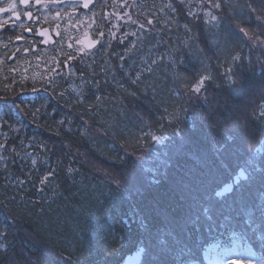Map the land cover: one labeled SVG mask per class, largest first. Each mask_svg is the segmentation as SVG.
<instances>
[{"label":"trees","instance_id":"trees-1","mask_svg":"<svg viewBox=\"0 0 264 264\" xmlns=\"http://www.w3.org/2000/svg\"><path fill=\"white\" fill-rule=\"evenodd\" d=\"M112 1L80 9L98 18L93 39L104 32L92 57L76 51L72 29L46 45L19 23L0 31V264H122L158 246L164 264L202 263L208 245L235 240L264 260V150L250 183L214 200L264 137V51L234 64L236 86L215 70L246 55L236 25L253 28L249 5L261 0H208L213 26L197 14L201 0H135L137 23L114 38ZM204 75L209 102L185 104ZM160 124L186 135L149 183L128 152L151 145Z\"/></svg>","mask_w":264,"mask_h":264},{"label":"rangeland","instance_id":"rangeland-1","mask_svg":"<svg viewBox=\"0 0 264 264\" xmlns=\"http://www.w3.org/2000/svg\"><path fill=\"white\" fill-rule=\"evenodd\" d=\"M6 1L9 0H4V3ZM134 1L135 0L112 1L113 7H110L108 16L110 26L107 28L110 33H115L116 35L119 32L120 28H125L127 27V24L129 25L130 23H134V25L137 23L136 17L133 13ZM13 2L17 5V7H20L18 5V0H13ZM121 5L124 6L122 7ZM80 9L81 7L79 4L74 2H66L65 0V2L57 3L55 5L49 4L47 7H44L43 4L31 6L29 11L34 16L35 25L39 27H45L49 29L51 33H59L58 37L60 36V33H67L66 30L68 31V29L74 30V33L69 36V39L75 44V49H77L76 51L81 52L80 49L84 48V51L81 53L84 54V56L92 57L94 51L86 50L84 44H77V40L84 41L85 38H92L93 41L101 40L102 37L99 36V32L96 39H93V37H91V31L94 28L93 24L98 20V18L96 14L92 13V11L82 13ZM199 10V14H201L200 17H202L204 20H209V23L205 25L213 26L214 24L218 23L219 19L217 21L210 20L211 16H216L217 18L218 16L214 10L210 9L208 0H201ZM57 11L60 12L59 16L56 15ZM124 13H128V15L125 16ZM205 13H208L209 15L206 16ZM8 14L11 15V13ZM260 15H262V19H264V14L260 13ZM4 19L7 21H11L9 17ZM254 21L256 25H254L253 28L249 29L250 33L254 31L257 34H260L261 39H264V23H262L261 21H257L256 18ZM258 25H260V27H258ZM147 27L153 28L154 24L147 25ZM86 33L87 35H85ZM244 43L245 47H243V49L245 50L246 55H244L245 57L243 56V58L241 54L239 55L241 56L242 60H246V64H249L252 60L257 58L258 52L264 51V48H254L251 41L247 40L246 38ZM96 45H98V43ZM241 63L242 62L232 63L231 68L234 69V64L241 65ZM224 65L225 63H220V65H218V68L215 69L216 72L218 71L221 75L228 72V70L226 69L222 71V67ZM209 81L210 80L205 81V87L204 89H202V92L199 96H197V94L190 93L189 91L183 92L184 103L188 104L189 106H193L196 105L198 101L202 103L203 100H205V102H209L210 97L208 99L207 95H205L208 86L207 83H209ZM217 106L218 102L216 101L215 107ZM209 120L211 119L208 118L206 122H209ZM161 125L162 124L158 125L157 129L151 127L152 129L149 132L151 137L152 135L159 137L158 141H153L151 138L153 143L146 149L128 152V155L131 157V159L133 158L132 160L136 161L135 164L138 167L141 165V170L145 174L146 180L149 183L157 182L158 179L161 178L160 175L165 171L163 163L166 161V157L168 156V154H172L174 153V151L176 152L178 150L179 145L181 146V144L184 142V136L186 135L184 129L182 130V128L177 127H175L173 133L168 134L164 131V128ZM178 129L182 130V135L177 134ZM151 140H149L150 143ZM263 150L264 137L262 136L254 151L240 165L233 177L224 186H222L221 189L216 191L214 200H230L236 186L240 185L242 188L246 184L250 183L251 179L253 178L252 175H254L259 168L258 162L261 158ZM179 151L180 149L177 152ZM75 153H77V151ZM77 154L82 153L78 152ZM229 186L232 190L224 191V189ZM218 192L222 193V195L218 196ZM237 192V199H240L242 197V192L241 190ZM216 202L217 201L213 203ZM212 208L214 207H210L208 209L210 210ZM162 251L164 252V250L159 246L157 248L149 250L148 252L140 251V254L137 257L131 258V264H164V261L159 258ZM39 264H50V262L47 261L45 263ZM201 264H264V260L257 257L253 249H251L250 245L241 240H235L228 247H222L219 243L210 245L204 253V263Z\"/></svg>","mask_w":264,"mask_h":264},{"label":"snow or ice","instance_id":"snow-or-ice-1","mask_svg":"<svg viewBox=\"0 0 264 264\" xmlns=\"http://www.w3.org/2000/svg\"><path fill=\"white\" fill-rule=\"evenodd\" d=\"M62 2H65V0H35V4L36 5L43 4L44 7H47L49 4L55 5L57 3H62ZM69 2H73V0H69ZM20 3L22 5L28 6L29 3H30V0H20ZM91 3H92V0H79V5L84 7V8H86V9L89 7V5ZM0 5H4V6H0V13H11L17 20L20 19L19 13L16 11L17 5L13 2V0H9V2L6 3V4L4 3V0H0ZM121 6L123 7L124 5H121ZM215 7L219 8L220 6L217 4V5H215ZM249 7L252 9V11L254 13L258 12V13L264 14V0H261V5L259 7H253L252 5H249ZM24 15L26 17H28L29 19L32 18V13L31 12H25ZM56 15L59 16L60 12L57 11ZM107 15L108 14H105V18H107ZM124 15L127 16L128 13H124ZM205 15L207 16L209 14L205 13ZM256 19H257V21H261L262 23H264V19H262V15H257ZM210 20L211 21H217L218 18L216 16H211ZM6 23H8L7 20L0 21V27H2V25L6 24ZM147 23H148V25H152L154 22H153V20L149 19L147 21ZM204 23L208 24L209 20H205ZM236 26H237V28L239 30V33H242L244 38H246L247 40L251 41L252 46L254 48H264V39H261L260 34H257L254 31L250 33L248 28L241 26L239 23ZM21 27H23V25H21ZM140 27L144 28V25H140ZM258 27H260V25H258ZM26 30L30 31V29H26ZM47 33H48L47 29L37 30V34L42 36V37H44V40L42 41L43 43H47L48 42L49 37H48ZM57 35H59V33H57ZM85 35H87V33ZM109 35L111 37H113V38L115 37V33H109ZM127 35H128V33H125V36H127ZM133 35H134V33H133ZM99 36L103 37L104 36V32L100 31L99 32ZM19 39H21V37H17V40H19ZM98 42L99 41L89 40L85 44L84 41L77 40V44H84V47L89 48V49L95 47V45ZM121 43H123V39H121ZM68 47L72 48V45L69 44ZM25 51L27 52L28 50L25 49ZM80 51L83 52L84 48H81ZM74 58L75 57L73 55L69 54L67 56V59L65 61L64 66L67 67L68 66L67 62L72 60V59H74ZM231 60H232L233 63L242 62V58H241V56L239 54L233 55L231 57ZM153 63H155V61H153ZM50 71L54 72L55 68L51 69ZM137 79H139V77H137ZM211 79H212V77L209 76V75L201 76L199 79H197L195 81V83H193L190 86V88H188V91L190 93L197 94V96H199L201 94V92H202V89H204V87H205V81H208V80H211ZM226 79H227L230 87H233V86L237 85V74L233 71V69L231 67H229V69H228V72L226 74ZM61 95H62V93H61ZM97 99H99V97H97ZM17 107H20V106L17 105ZM36 111L38 113L39 109H37ZM261 115L264 116V111L261 112ZM35 118H36V113H33V119H35ZM2 122H3V118L0 117V123H2ZM236 131L241 136L246 135L247 132H248L247 125L243 124V123H238L237 127H236ZM177 134L178 135H182L183 134L182 130L178 129L177 130ZM151 138H152L153 141H158L159 140V137H157L155 135H152ZM3 147H4V145L0 144V148H3ZM48 175H51V174H48ZM48 175H46L45 177H43L41 179V181H40L41 185H43L45 183V181L48 180ZM105 175H107V173H105ZM112 179H113V182L116 184V186L119 188L120 185H121V180L117 179L115 177H113ZM19 183L23 184L24 181L21 180V181H19ZM37 190L39 191L40 189L38 188ZM231 190L232 189H231L230 186L226 187L224 189V191H231ZM217 195L218 196L222 195V193L218 192ZM205 211H206V209H205ZM0 235H4V233L0 232ZM29 264H39V262H29Z\"/></svg>","mask_w":264,"mask_h":264},{"label":"flooded vegetation","instance_id":"flooded-vegetation-1","mask_svg":"<svg viewBox=\"0 0 264 264\" xmlns=\"http://www.w3.org/2000/svg\"><path fill=\"white\" fill-rule=\"evenodd\" d=\"M8 2L9 1H6L5 4L8 3ZM74 3L79 4V1H75ZM18 5L20 6V7L16 8V11L19 13V16H20V19H18V20L12 14L9 15L8 13H0V20H5L4 18H8V17L11 20V21L8 20V22H10V23L3 24V26L0 27V31L3 30L6 27L13 26L14 23H19V24H21V25H23L25 27V33H27L26 31H29V30H26V29H30L29 33L27 34L28 36H34L36 39H38L41 42L42 39H40L38 37L37 30L47 29V28L39 27V26L35 25L34 16L33 15H32V18L29 19V20L24 15L25 12H30L29 10H30L31 6H37L35 4V0H30V3H29L28 6L22 5L20 3V0H18ZM0 6H4V5H0ZM53 34H57V33L54 32ZM89 51H91V50H89Z\"/></svg>","mask_w":264,"mask_h":264},{"label":"water","instance_id":"water-1","mask_svg":"<svg viewBox=\"0 0 264 264\" xmlns=\"http://www.w3.org/2000/svg\"><path fill=\"white\" fill-rule=\"evenodd\" d=\"M84 8V7H83ZM85 9V8H84ZM48 34V37H49V39L48 40H50L51 38H50V36H49V33H47ZM89 41V40H88Z\"/></svg>","mask_w":264,"mask_h":264}]
</instances>
